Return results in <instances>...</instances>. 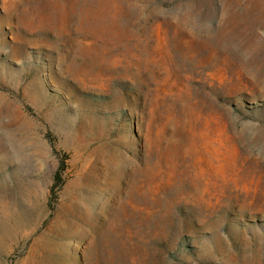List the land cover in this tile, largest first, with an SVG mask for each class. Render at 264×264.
<instances>
[{
  "label": "rangeland",
  "instance_id": "1",
  "mask_svg": "<svg viewBox=\"0 0 264 264\" xmlns=\"http://www.w3.org/2000/svg\"><path fill=\"white\" fill-rule=\"evenodd\" d=\"M0 264H264V0H0Z\"/></svg>",
  "mask_w": 264,
  "mask_h": 264
}]
</instances>
